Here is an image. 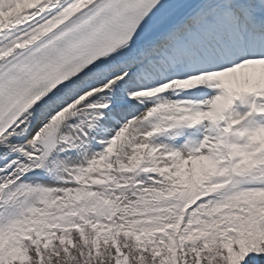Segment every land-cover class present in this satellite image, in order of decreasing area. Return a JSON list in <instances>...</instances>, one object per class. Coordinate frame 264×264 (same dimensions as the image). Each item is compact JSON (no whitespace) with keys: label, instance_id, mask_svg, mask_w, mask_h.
Masks as SVG:
<instances>
[{"label":"snow or ice","instance_id":"1","mask_svg":"<svg viewBox=\"0 0 264 264\" xmlns=\"http://www.w3.org/2000/svg\"><path fill=\"white\" fill-rule=\"evenodd\" d=\"M0 18V202L53 191L28 177L106 118L115 124L103 142L109 154L155 118L132 150L148 153V171L167 181L146 189L145 202L175 198L179 215L124 233L135 257L109 237L110 264H264V127L232 133L247 117L225 115L235 100L264 97V0H0ZM202 87L219 92L202 103L168 102L175 88ZM146 100L149 107L120 118ZM250 107L264 114V102ZM226 119L217 136L186 151L165 148L167 165L159 167L153 136L174 139L183 126ZM230 134L247 139L230 142ZM11 215L0 223V264L75 259V242L39 218L46 213L31 206ZM87 255H100L98 241Z\"/></svg>","mask_w":264,"mask_h":264},{"label":"rangeland","instance_id":"2","mask_svg":"<svg viewBox=\"0 0 264 264\" xmlns=\"http://www.w3.org/2000/svg\"><path fill=\"white\" fill-rule=\"evenodd\" d=\"M101 128L100 126L99 130L103 131ZM136 128L138 131L130 133L127 142L122 147H119L111 154L106 153L105 150L97 153L92 159L96 163H92L89 167H85L78 162L86 156V153H84L87 150V142H84L86 138H81L80 142L79 139L75 142L76 138H74L72 143L79 147L76 155L72 153L56 155L45 161L44 167L35 176L28 177L32 184L53 189V191L50 193L36 192L22 196L21 200L15 202V204L12 201L7 203L0 202V213H3V216L0 217V223L11 219L12 213L23 212L27 214V209L35 206L46 213L45 216L39 218L46 220L52 225L63 227L76 225L79 217L85 211L96 212L100 218L97 222L102 224L105 214L106 218L108 217L112 201L121 202L125 209L133 206L138 210L145 211L148 217L140 219L142 229H148L149 220L152 218H160L162 222L166 221L167 217L161 211V207L165 202L164 199L161 200L163 202L155 207L150 206V204L148 206L146 204L141 205L145 198L140 194L137 195L138 191L133 188L135 183L131 182V179H136V181H140L144 185L140 192H145L146 189L152 188L163 190L167 187V181L163 180L162 177H155V173L148 171L153 166L152 159L149 156H145L143 152H134L132 150L134 145L143 142V140H137L138 137L143 135V127L136 125ZM107 132L110 133V131ZM207 136L217 135L212 130H208ZM165 143L168 142L165 141ZM124 146L129 149L122 153ZM173 148L171 147V149ZM63 151L61 149L59 153H64ZM66 164L68 166L79 165V167L76 166L75 168L82 174L77 176L75 182L66 174H63V168ZM166 165L167 162L163 164V167ZM142 171H145L146 175L142 176ZM157 180H161V182L158 183ZM92 193L97 194L94 200L93 198L90 200ZM4 195L5 197L7 196V191ZM41 200L44 202L41 203ZM78 201H80V204ZM176 202L179 204L177 199ZM149 206L151 209L146 211L144 207L149 208ZM166 207H169V205H166ZM153 212L156 213L153 214ZM129 213L132 216V223L140 218L134 210Z\"/></svg>","mask_w":264,"mask_h":264},{"label":"bare ground","instance_id":"3","mask_svg":"<svg viewBox=\"0 0 264 264\" xmlns=\"http://www.w3.org/2000/svg\"><path fill=\"white\" fill-rule=\"evenodd\" d=\"M124 112H128L127 110H125ZM124 112H123V114H124ZM168 115L169 114H171V115H175V113H173V112H166ZM241 116H246L247 118H249V119H253V118H255V117H258L256 114H251L250 113V111H247V112H245V113H241V114H239L237 117H241ZM122 119H126L124 116H122ZM137 125H139V126H143L144 127V124L142 125V124H137ZM263 126H264V123H263ZM262 126V127H263ZM217 127H219V128H221L222 126H221V124L219 125V126H217ZM176 131V130H175ZM174 132H167L165 135H155V136H153L152 137V141H160V140H163L165 137H168V136H170L171 134H173ZM155 143V142H154ZM155 147H157L156 145H155ZM183 151H185V150H183ZM158 157H159V153H157L156 154Z\"/></svg>","mask_w":264,"mask_h":264},{"label":"trees","instance_id":"4","mask_svg":"<svg viewBox=\"0 0 264 264\" xmlns=\"http://www.w3.org/2000/svg\"><path fill=\"white\" fill-rule=\"evenodd\" d=\"M125 245L127 246V251L131 256L135 257V256L139 255V253L136 251V245L132 241H127V242L123 241L121 247H124ZM80 249H83V248H80ZM99 251H100V255H98L97 257H99L105 261L103 264H110L111 257L109 258V260H107L105 254H104V250L102 248H99ZM133 264H136L135 260H133ZM146 264H147V262H146Z\"/></svg>","mask_w":264,"mask_h":264}]
</instances>
